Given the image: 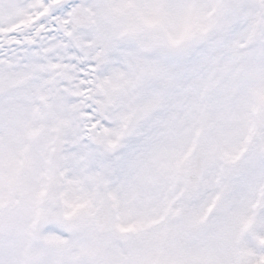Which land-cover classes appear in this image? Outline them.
I'll use <instances>...</instances> for the list:
<instances>
[{"label":"snow or ice","instance_id":"1","mask_svg":"<svg viewBox=\"0 0 264 264\" xmlns=\"http://www.w3.org/2000/svg\"><path fill=\"white\" fill-rule=\"evenodd\" d=\"M0 264H264V0H0Z\"/></svg>","mask_w":264,"mask_h":264}]
</instances>
